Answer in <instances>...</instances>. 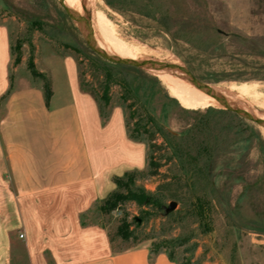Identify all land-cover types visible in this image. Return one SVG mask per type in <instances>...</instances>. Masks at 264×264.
Segmentation results:
<instances>
[{
    "label": "rangeland",
    "instance_id": "rangeland-1",
    "mask_svg": "<svg viewBox=\"0 0 264 264\" xmlns=\"http://www.w3.org/2000/svg\"><path fill=\"white\" fill-rule=\"evenodd\" d=\"M113 1L114 8L105 0H83L90 25L96 20L94 13L102 12L115 35L138 50L137 60L182 65L202 84L226 90L235 84H254L252 93L257 97L251 102L241 99L245 106L240 107L264 116V0ZM61 2L0 0V26L10 34L12 64L16 67L18 61L21 67L16 77H31V65L40 70L49 67L52 59L70 58L77 66L79 83L98 104L104 71L97 61L104 60L88 48L83 31ZM73 2L75 7L79 3ZM115 72L117 77L133 73L127 68ZM34 81L44 83L42 78ZM141 89L142 101L131 109L121 99L122 90L112 85L107 111L110 116L115 109L122 111L128 138L130 133L137 136L138 126L144 127L142 121L152 116L176 137L177 150L155 133L154 144L160 148L153 152L159 163L154 174L148 164L151 138L139 132L144 142L131 141L146 147V161L142 170L131 171L138 172L133 189L145 191L153 203L125 200L104 214L102 201L85 215V222L107 229L119 252L148 244L176 264H264V130L242 119L249 126L246 131L237 126L238 120L232 123L228 118L211 121L218 127L203 130L202 125H208L207 108L181 107L162 81L145 83ZM146 127L150 134L155 132L151 124ZM205 144L211 146L210 153L201 152ZM198 200L207 205L205 222L195 208ZM173 202L175 210L166 215ZM123 221L133 233L129 240L117 234Z\"/></svg>",
    "mask_w": 264,
    "mask_h": 264
},
{
    "label": "crops",
    "instance_id": "crops-1",
    "mask_svg": "<svg viewBox=\"0 0 264 264\" xmlns=\"http://www.w3.org/2000/svg\"><path fill=\"white\" fill-rule=\"evenodd\" d=\"M52 61L36 65L51 84L48 108L43 82L16 77L0 26V264H176L164 253L150 261L148 244L114 250L107 229L83 225L114 178L145 167L146 147L128 138L121 110L102 123L72 59Z\"/></svg>",
    "mask_w": 264,
    "mask_h": 264
},
{
    "label": "trees",
    "instance_id": "trees-1",
    "mask_svg": "<svg viewBox=\"0 0 264 264\" xmlns=\"http://www.w3.org/2000/svg\"><path fill=\"white\" fill-rule=\"evenodd\" d=\"M107 5L110 6L111 8H114V1L113 0H105ZM12 51V48H11ZM13 53V51H12ZM97 63L99 64V68L103 69L104 71V85H103V89H102V94L99 98H96L97 101V105H98V110H99V114H100V118L102 120V123L104 125H106L109 120H110V112L107 111L110 104H111V96H110V91H111V87L112 85H116L118 86L121 90H122V95H121V99L123 101V103L128 104L130 103L128 106L132 109L133 107H135L137 105V103H140L142 101V95H141V88L143 85H145V83H149L151 85H155V84H160V81L153 76H150L146 73H144L142 70L136 69L134 67H129V66H121V65H114L111 64L109 62H105L102 60H98ZM16 66L19 65L18 61L15 62ZM128 69L131 72H133L129 77H117V74L115 71H121L124 69ZM30 71L32 73V76L34 78H42L44 81V96H45V102H46V106L49 108V104H50V100L52 98V89H51V84L50 81L40 72H38V70L36 69L35 65H31L30 66ZM81 90L82 92L86 93V94H90L89 91L84 90L82 85L80 84ZM11 91H9L7 93V95L4 97V99H7L8 96L10 95ZM137 102V103H136ZM177 102V101H176ZM144 105V103H143ZM207 112L205 113V120H208V125H202L203 130H208V128H215L218 127L217 124L212 125L211 121L214 122L216 120H219L221 118H228L232 121V123H235L236 120L239 121V123H237V126H241L244 127L246 131H249V126L247 125V123H245L244 120H242V118H240L239 116H237L236 114H233L229 111H225L222 109H213V107H208L207 108ZM135 114V113H134ZM133 114V117L135 116ZM146 123L145 125L147 126L148 124H151L153 126V128L155 129V132L150 134V129H148L145 125L144 127L140 128V126H138V131H137V136L133 135V134H129V139L136 141V142H141L143 143L144 140L139 138V134L141 132H144L145 134H147L151 139V143L153 144L152 147H150L149 151H148V160H149V168L151 170H154V174H157V169L159 168V163L156 162V158L153 155L154 149L155 148H160L159 145L154 144V142L157 141V139L155 138V133H159L160 136L165 140L166 145H168L170 148H172L175 151V144H174V140L176 139V137L170 135L169 133H166L163 128H161L159 126L158 121L153 118L152 116L148 115L146 117V119L144 121H142V123ZM229 127H233L232 124L229 125ZM140 132V133H139ZM260 135V132L257 133V135ZM141 135V134H140ZM177 150V148H176ZM211 151V146L210 145H203L201 147V152L202 153H210ZM137 174L138 172H129L126 173L123 177H116L113 179L114 184L116 185V190L109 195V197L107 199H105L103 201V204L100 206V211L103 212L104 214H110L111 212H113L116 207L124 202L125 200H134L136 202H138L139 204L142 205H151L153 203V199H150V197L145 193V191L143 190H139V191H135L133 189V186L135 184V180L137 178ZM125 191V193H122L121 191ZM195 208H197L198 211V215L201 217V219L203 220V222H205L206 218H207V213H206V209H207V205L204 204V202L198 200ZM82 221H84L83 225H86L85 222V215L82 219ZM130 225L126 222L123 221L122 224L119 226L117 234L119 237H121L123 240H129L133 237V233L130 232L129 230ZM110 241L113 245V249L115 250V246H114V241L112 238H110ZM163 252L161 251H153L152 250V256L150 258V261H153L154 258L158 255V254H162ZM165 254V253H164ZM170 260H172L174 262V260L169 257Z\"/></svg>",
    "mask_w": 264,
    "mask_h": 264
},
{
    "label": "bare ground",
    "instance_id": "bare-ground-1",
    "mask_svg": "<svg viewBox=\"0 0 264 264\" xmlns=\"http://www.w3.org/2000/svg\"><path fill=\"white\" fill-rule=\"evenodd\" d=\"M77 1L79 2L77 4L78 7L77 6L75 7L76 4L75 2H73V0H64V2L67 4V8H69L73 12L76 9V12L74 13L77 14L78 16H83L84 2L83 0H77ZM73 4H74V8H73ZM93 17H95L96 20L95 21L93 20V23L91 24V30H92V36L94 38V42L97 45V47L121 59L137 60L138 50L133 46H130L129 44H127L126 42H124L115 35L114 26L106 18L107 16H105L102 12H95L92 18ZM158 78L160 81L163 82L170 96L173 99H175L181 107L187 110L195 111V110L205 109L208 107L221 108L220 103L214 97L208 95L204 91H201L195 85L185 80L181 76L172 75L168 73H159ZM219 86L221 85H218V87ZM254 87H255L254 84L253 86H251L250 84L248 85L243 83L241 85L235 84L230 88H228L227 90L221 88H214V89L227 101L229 106L234 107L235 105L245 106L241 102V99L247 98L249 100L250 99L255 100L257 96H255V94L252 93ZM234 93L236 94V97H234L233 95ZM258 103H260V101Z\"/></svg>",
    "mask_w": 264,
    "mask_h": 264
},
{
    "label": "water",
    "instance_id": "water-1",
    "mask_svg": "<svg viewBox=\"0 0 264 264\" xmlns=\"http://www.w3.org/2000/svg\"><path fill=\"white\" fill-rule=\"evenodd\" d=\"M62 0H60L61 2ZM61 5L66 12V14L69 16V18L73 21L75 25H77L84 33L86 44L88 48L98 57L103 59L106 62H109L114 65H121V66H129L134 67L136 69L146 71L149 73H152L158 77L159 73H168L172 75H178L184 78L185 80L191 82L193 85H195L198 89L201 91H204L208 95H211L214 97L221 105V109L225 111H229L233 114H236L240 118L251 122L258 126L260 129L264 130V116L261 113H255L251 110H247L244 108H241L239 105H235L234 107L229 106L227 101L218 93L215 91L214 87L205 85L200 83L188 70L186 67L166 62V61H159V60H126L121 59L116 56H113L106 52L105 50H102L98 48L94 42V38L92 36V30L89 20L83 15L78 16L75 14L72 10L65 7L62 2ZM86 13V10L84 9V14ZM177 206L176 202H173L169 205V207L166 209V215L170 214L175 210ZM138 221V219H136Z\"/></svg>",
    "mask_w": 264,
    "mask_h": 264
},
{
    "label": "built area",
    "instance_id": "built-area-1",
    "mask_svg": "<svg viewBox=\"0 0 264 264\" xmlns=\"http://www.w3.org/2000/svg\"><path fill=\"white\" fill-rule=\"evenodd\" d=\"M23 237H24L23 235L20 236L21 239H23Z\"/></svg>",
    "mask_w": 264,
    "mask_h": 264
}]
</instances>
